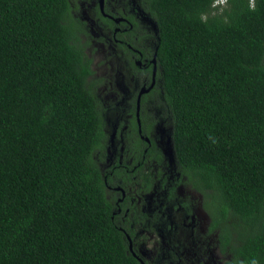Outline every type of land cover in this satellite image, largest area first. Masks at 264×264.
I'll list each match as a JSON object with an SVG mask.
<instances>
[{"label":"trees","instance_id":"obj_1","mask_svg":"<svg viewBox=\"0 0 264 264\" xmlns=\"http://www.w3.org/2000/svg\"><path fill=\"white\" fill-rule=\"evenodd\" d=\"M215 1L144 0L180 171L227 264H264V0ZM70 10L0 0V264H139L94 159L103 122Z\"/></svg>","mask_w":264,"mask_h":264},{"label":"flooded vegetation","instance_id":"obj_2","mask_svg":"<svg viewBox=\"0 0 264 264\" xmlns=\"http://www.w3.org/2000/svg\"><path fill=\"white\" fill-rule=\"evenodd\" d=\"M74 1L71 23L91 64L88 88L103 122L94 159L130 255L139 264H183L186 251L200 253L194 264H216V257L231 262V243L215 227L211 201L187 182L177 162L149 7L144 0H85L80 11ZM95 38L110 49L102 58L106 71L95 69Z\"/></svg>","mask_w":264,"mask_h":264},{"label":"rangeland","instance_id":"obj_3","mask_svg":"<svg viewBox=\"0 0 264 264\" xmlns=\"http://www.w3.org/2000/svg\"><path fill=\"white\" fill-rule=\"evenodd\" d=\"M84 1L85 0H75L73 2V5L75 6V8H78V10L81 11ZM80 14H81V12H80ZM90 51H93L94 55H96V57H97V60L95 61V69H96V71H100V72H101V70L106 71V63H104L102 58H103L104 55L109 54L110 49H107V46H103L102 44L98 43L97 39L95 38L93 46L90 47ZM109 67L111 68V65H109ZM114 74H115V70L113 72V77H114ZM109 78H111V77H109ZM110 83H112V78H111V80H109L107 82L108 89L111 87ZM116 118L117 117H115V119ZM190 246L193 247L194 245L190 244ZM199 254L200 253H197L196 256H193L192 255V251L190 253L188 251H186V255L183 258H185V261L191 262L190 264H194V263H197V261L199 260V258H200ZM215 260H216V264H221L219 262V259H217V257H216ZM185 261H184L183 264H187V263H185Z\"/></svg>","mask_w":264,"mask_h":264},{"label":"clouds","instance_id":"obj_4","mask_svg":"<svg viewBox=\"0 0 264 264\" xmlns=\"http://www.w3.org/2000/svg\"><path fill=\"white\" fill-rule=\"evenodd\" d=\"M227 0H216L213 4L214 7L224 6Z\"/></svg>","mask_w":264,"mask_h":264}]
</instances>
